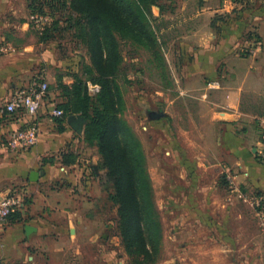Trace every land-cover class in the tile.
Masks as SVG:
<instances>
[{
    "label": "rangeland",
    "instance_id": "rangeland-1",
    "mask_svg": "<svg viewBox=\"0 0 264 264\" xmlns=\"http://www.w3.org/2000/svg\"><path fill=\"white\" fill-rule=\"evenodd\" d=\"M36 1L46 4L44 12L31 6L33 0H14L12 9L0 11V61L9 59V66L24 70L23 85L28 74L49 75L52 97L60 103L62 91L56 90L59 75H70L72 83L78 76L88 81L89 87L98 85L92 77L108 73L100 52L102 31L97 21L72 9L67 0ZM183 1L158 0L160 10L152 7L149 28L142 31H131L129 19L117 17L113 24L122 62L116 76L109 78L122 97L118 116L140 140L145 153L152 199L161 223L158 256L148 261L141 248H134L132 255L125 248L115 189L101 179L104 172L99 168L97 146H93V153L99 169L100 194L94 208L98 235L89 254H105L112 264H132L134 260L140 264H264V223L251 202L255 197L264 198V193L236 183L231 177L235 173L216 163L218 158L228 160L217 146L216 133L209 130L207 139L198 138L195 130L184 135L191 125L185 117L179 88L182 80L178 77L185 60L179 41L188 31L180 8ZM238 1L248 7L252 0ZM175 7L180 9L174 11ZM244 37L241 56L257 61L264 52L263 39L253 30ZM255 40L260 49L252 53ZM151 111L164 115L154 119ZM202 162L207 163V170Z\"/></svg>",
    "mask_w": 264,
    "mask_h": 264
},
{
    "label": "crops",
    "instance_id": "crops-1",
    "mask_svg": "<svg viewBox=\"0 0 264 264\" xmlns=\"http://www.w3.org/2000/svg\"><path fill=\"white\" fill-rule=\"evenodd\" d=\"M193 2L179 5L188 29L179 41L185 59L178 72L179 88L191 125L184 135L195 130L204 139L209 130L216 133L217 146L228 157L216 163L233 171L236 183L264 193V165L256 154L264 119V52L257 61L240 54L250 30L264 42V0H252L248 7L238 0ZM14 4L0 0V11ZM203 18L208 21L202 23ZM23 75L21 68L9 66V59L0 61V106L23 86ZM30 78L28 74V82ZM71 78L63 76L67 84ZM58 103L50 91L35 118L39 140L26 151H11L5 144L16 130L31 123V117L21 113L0 117V196L13 190L25 196L24 207L0 231V258L9 264H112L105 254H89L98 235L94 209L100 194L98 157L84 140L85 125L79 132L69 117L60 121L53 114ZM201 166L208 168L205 162ZM35 171L38 178L33 180Z\"/></svg>",
    "mask_w": 264,
    "mask_h": 264
},
{
    "label": "trees",
    "instance_id": "trees-1",
    "mask_svg": "<svg viewBox=\"0 0 264 264\" xmlns=\"http://www.w3.org/2000/svg\"><path fill=\"white\" fill-rule=\"evenodd\" d=\"M57 1V0H55ZM66 3V0H63ZM72 9L81 11L84 17L97 21L102 31L101 51L108 73L92 77L99 92L91 95L88 81L76 76L67 84L63 76L57 77V89L62 91L63 101L57 109L64 120L70 115H82L86 119L84 140L89 146H97L101 154L99 168L104 172V182L113 184L119 204L120 231L125 248L131 255L134 248H141L148 261L158 256L161 241V223L158 219L145 153L137 136L129 125L119 118L122 97L109 77H115L122 62L118 38L114 32L116 18L130 20L131 31L149 28L152 7L158 0H67ZM38 4V5H37ZM46 4L33 0L31 6L44 12ZM255 35H253L254 37ZM47 36H43L46 39ZM51 88V87H50ZM102 187L105 188L104 183ZM132 264H140L132 261Z\"/></svg>",
    "mask_w": 264,
    "mask_h": 264
},
{
    "label": "built area",
    "instance_id": "built-area-1",
    "mask_svg": "<svg viewBox=\"0 0 264 264\" xmlns=\"http://www.w3.org/2000/svg\"><path fill=\"white\" fill-rule=\"evenodd\" d=\"M3 47L2 50H7ZM260 49V42L255 40L254 45L250 47L252 53ZM91 94L99 90V85H89ZM50 93V83L44 73L33 75L26 85L18 87L9 97V99L0 106V117L11 116L21 113L31 117V123L25 127L16 130L7 140L6 147L11 151H26L34 147L39 140V127L35 118L44 99ZM55 116H61L63 111L55 109ZM257 158L264 164V119L261 120V137L257 146ZM242 196V195H241ZM251 200V199H250ZM257 214L264 223V198L255 197L254 201ZM25 205V196L21 191L13 190L0 196V231H3L8 225L10 217ZM0 264H9L5 259L0 258Z\"/></svg>",
    "mask_w": 264,
    "mask_h": 264
},
{
    "label": "water",
    "instance_id": "water-1",
    "mask_svg": "<svg viewBox=\"0 0 264 264\" xmlns=\"http://www.w3.org/2000/svg\"><path fill=\"white\" fill-rule=\"evenodd\" d=\"M164 113H160V112H157V111H151L150 112V116L151 118H161L163 117ZM70 120L73 122V126L75 127V129L79 132H82V129H83V126L85 125L86 123V119L85 117H83L82 115H71L69 116ZM31 178L33 180L37 179L38 178V173L35 171L33 172V174L31 175ZM27 231H29L31 229V226H27Z\"/></svg>",
    "mask_w": 264,
    "mask_h": 264
}]
</instances>
